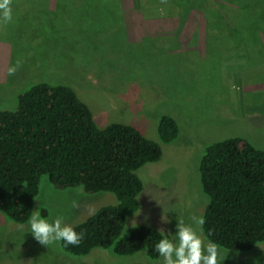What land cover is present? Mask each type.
<instances>
[{
    "label": "rangeland",
    "instance_id": "obj_1",
    "mask_svg": "<svg viewBox=\"0 0 264 264\" xmlns=\"http://www.w3.org/2000/svg\"><path fill=\"white\" fill-rule=\"evenodd\" d=\"M142 3L11 0L12 19L0 18V111L15 110L18 95L46 83L71 88L99 129L129 125L158 142L159 119L170 116L177 122L178 137L161 146V160L138 172L140 208L127 219L123 236L139 225L174 233L177 220L191 223L193 216H203L208 200L198 164L208 145L242 138L264 150V36L252 38L247 28L250 23V29L264 30V0H230L229 27L204 25L198 12L188 10L181 18L168 17ZM238 24L246 26L245 41L230 37ZM10 67L16 69L11 75ZM115 204L111 194L55 190L44 177L33 211L45 219L62 216L74 227ZM27 223H13L0 213V264L158 261L143 253L117 258L99 249L73 257L60 243L40 245L26 232ZM193 227L207 243L201 226ZM253 261L264 264V243L248 253L228 251L222 264Z\"/></svg>",
    "mask_w": 264,
    "mask_h": 264
},
{
    "label": "trees",
    "instance_id": "obj_2",
    "mask_svg": "<svg viewBox=\"0 0 264 264\" xmlns=\"http://www.w3.org/2000/svg\"><path fill=\"white\" fill-rule=\"evenodd\" d=\"M142 2L144 9L152 7L168 17L198 12L204 25L231 21L230 0ZM249 24L252 38L257 33L264 36V30L250 29ZM234 31L230 29L231 38H248L246 26L243 30L238 24ZM178 134V124L170 116L159 119L158 142L129 125L113 123L99 129L71 88L34 84L18 95L15 110L0 111V213L13 223H27L44 177L58 191L80 188L86 195L111 194L115 205L100 208L73 227L83 234L81 244L64 247L60 242L61 250L73 257L88 256L95 249L117 258L143 253L156 261L158 230L139 225L127 236L123 231L140 208L143 184L138 172L158 163L161 146L174 142ZM198 175L208 200L201 226L205 239L235 253L251 252L264 243V150L242 138L210 144L199 161Z\"/></svg>",
    "mask_w": 264,
    "mask_h": 264
},
{
    "label": "clouds",
    "instance_id": "obj_3",
    "mask_svg": "<svg viewBox=\"0 0 264 264\" xmlns=\"http://www.w3.org/2000/svg\"><path fill=\"white\" fill-rule=\"evenodd\" d=\"M0 18L5 21L12 19L11 0H0ZM15 70V67H10L9 75ZM75 206L73 203V207ZM204 222L202 216H193L191 223L177 220L174 233L158 230L161 238L154 245V251L159 257L157 264H222L228 251H224L215 242L205 243L202 234L193 227V225L202 226ZM26 227L28 229L26 232L44 247L60 242H63L64 247H78L83 240V234L66 224L62 216L45 219L37 210L32 212ZM253 264H256V261H253Z\"/></svg>",
    "mask_w": 264,
    "mask_h": 264
}]
</instances>
